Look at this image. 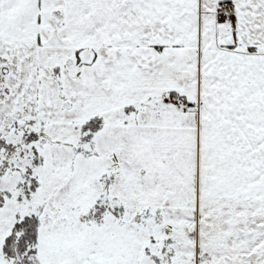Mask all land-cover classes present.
<instances>
[{
  "label": "snow or ice",
  "instance_id": "obj_1",
  "mask_svg": "<svg viewBox=\"0 0 264 264\" xmlns=\"http://www.w3.org/2000/svg\"><path fill=\"white\" fill-rule=\"evenodd\" d=\"M0 264H264V0H0Z\"/></svg>",
  "mask_w": 264,
  "mask_h": 264
}]
</instances>
